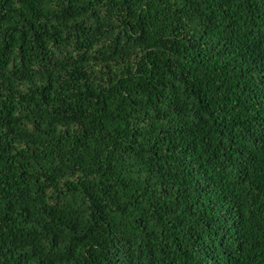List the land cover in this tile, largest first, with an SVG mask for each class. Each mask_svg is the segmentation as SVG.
<instances>
[{
  "label": "trees",
  "instance_id": "16d2710c",
  "mask_svg": "<svg viewBox=\"0 0 264 264\" xmlns=\"http://www.w3.org/2000/svg\"><path fill=\"white\" fill-rule=\"evenodd\" d=\"M0 264H264V0H0Z\"/></svg>",
  "mask_w": 264,
  "mask_h": 264
}]
</instances>
